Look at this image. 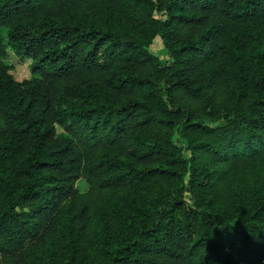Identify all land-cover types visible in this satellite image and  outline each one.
Wrapping results in <instances>:
<instances>
[{
	"label": "trees",
	"instance_id": "obj_1",
	"mask_svg": "<svg viewBox=\"0 0 264 264\" xmlns=\"http://www.w3.org/2000/svg\"><path fill=\"white\" fill-rule=\"evenodd\" d=\"M0 264H264V0H0Z\"/></svg>",
	"mask_w": 264,
	"mask_h": 264
},
{
	"label": "rangeland",
	"instance_id": "obj_2",
	"mask_svg": "<svg viewBox=\"0 0 264 264\" xmlns=\"http://www.w3.org/2000/svg\"><path fill=\"white\" fill-rule=\"evenodd\" d=\"M5 28L1 29V33L5 34ZM149 49L158 55L159 57H165V50L161 41V37L159 35H156L152 41V43L149 45ZM6 55L4 57L5 61L7 63L11 64L12 72L13 74L18 78L23 77H29L30 71H29V63L33 60L32 57H24L23 59H20V56L14 51L13 48L10 46H7L6 48ZM78 185L83 188L84 183L83 181H79Z\"/></svg>",
	"mask_w": 264,
	"mask_h": 264
}]
</instances>
